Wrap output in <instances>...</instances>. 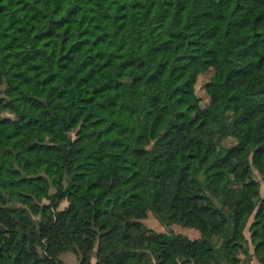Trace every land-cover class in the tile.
<instances>
[{
	"label": "trees",
	"instance_id": "16d2710c",
	"mask_svg": "<svg viewBox=\"0 0 264 264\" xmlns=\"http://www.w3.org/2000/svg\"><path fill=\"white\" fill-rule=\"evenodd\" d=\"M256 170L264 0H0V264L264 261Z\"/></svg>",
	"mask_w": 264,
	"mask_h": 264
},
{
	"label": "rangeland",
	"instance_id": "374dc122",
	"mask_svg": "<svg viewBox=\"0 0 264 264\" xmlns=\"http://www.w3.org/2000/svg\"><path fill=\"white\" fill-rule=\"evenodd\" d=\"M228 65L229 67H233L236 65L233 55H230L229 60H228ZM224 74L225 72H221L220 70L218 71L217 69H212L206 73L201 74L198 77V81L196 83V93L201 98V105L204 106L211 100V94L208 90V85L212 83L215 89L216 95L218 97V101L217 103H215L214 108L217 111L221 112L223 103H224V96L227 93L228 87H229L228 78L225 77ZM255 175L261 182V192L263 193L264 192V174H261L259 171L256 170ZM197 179L198 177L196 173L194 171L191 172L189 175V182L196 183ZM38 182L44 185V182L43 180H41L40 176H38ZM49 191L51 193H54L55 188L50 187ZM44 201L47 202V199H44ZM67 205H68V202L64 200L61 203L60 208L62 209L66 207ZM142 221L145 223L146 226L153 228L157 231L173 230L177 233H182L183 235H187L188 237L192 239L194 238L193 232H197L199 234V237L201 236L200 231L193 227H186V226L179 225V224H173L169 227L165 226L164 224L160 222L159 214L153 211L148 212V214L142 218ZM246 236L250 237L249 231H246ZM248 244H249L248 248L250 252L253 253V246L250 244V242ZM60 258L68 264H79V259H78L77 254L71 251H66V252L61 253ZM93 264H95V258L93 259Z\"/></svg>",
	"mask_w": 264,
	"mask_h": 264
},
{
	"label": "crops",
	"instance_id": "0c3cea01",
	"mask_svg": "<svg viewBox=\"0 0 264 264\" xmlns=\"http://www.w3.org/2000/svg\"><path fill=\"white\" fill-rule=\"evenodd\" d=\"M194 238H198L199 234L197 232H193ZM252 264H264V261H260L258 258H254Z\"/></svg>",
	"mask_w": 264,
	"mask_h": 264
}]
</instances>
